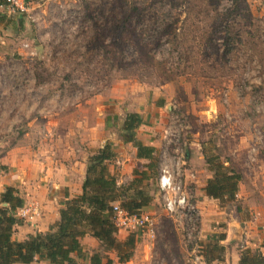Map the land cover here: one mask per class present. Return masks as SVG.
<instances>
[{"label":"rangeland","instance_id":"1","mask_svg":"<svg viewBox=\"0 0 264 264\" xmlns=\"http://www.w3.org/2000/svg\"><path fill=\"white\" fill-rule=\"evenodd\" d=\"M25 7L4 6L10 23L0 24V180L43 177L71 150L86 172L89 157L111 143L117 161L107 167L129 183L147 164L122 139L126 115L137 112V135L157 145L156 174L143 187L158 210L147 211L156 237L135 234L134 264L222 258L232 251L213 248L222 234L233 236L236 251L246 249L255 216L242 200L208 201L207 229L202 234L200 217L189 238L166 214L157 178L167 148L174 168L179 159L195 173L187 187L198 200V180L211 171L204 152L229 157L237 170L242 155L264 154V0H34ZM146 242L156 244L149 256Z\"/></svg>","mask_w":264,"mask_h":264},{"label":"trees","instance_id":"2","mask_svg":"<svg viewBox=\"0 0 264 264\" xmlns=\"http://www.w3.org/2000/svg\"><path fill=\"white\" fill-rule=\"evenodd\" d=\"M4 6H7L6 0H0V24H9L10 16L4 11ZM142 123L141 114L128 113L123 122L122 139L133 144L138 158L147 160L145 168L136 170L135 178L129 183L120 184L117 175L107 167V162L113 160L116 153L111 143H106L89 157L82 193L63 202L60 220L47 232L31 234L24 240L13 238L16 225L22 222L15 212L23 204V198L16 188L7 187L1 194V202L7 206L0 207V264H32L36 259H45L54 264H83L73 254L77 252L79 258L87 257L80 242L87 234L97 238L102 246V250L89 255L91 264H122L129 261L136 247L135 234L129 233L125 240L118 238L112 210L113 204L120 202L130 212L147 211L154 199L143 184L149 179L151 171L156 174V148L138 137L137 129ZM204 154L213 173L204 187L205 194L221 203L236 200L241 172L227 156ZM225 237V234L220 235L213 248L224 250L219 241ZM109 251H116L118 261L109 255ZM204 258L207 263L216 259L207 255ZM240 264H264V255L260 249L246 248L240 254Z\"/></svg>","mask_w":264,"mask_h":264},{"label":"crops","instance_id":"3","mask_svg":"<svg viewBox=\"0 0 264 264\" xmlns=\"http://www.w3.org/2000/svg\"><path fill=\"white\" fill-rule=\"evenodd\" d=\"M138 137L145 144L154 146L157 149L156 143L154 141L148 140L149 138L147 135L142 136L138 133ZM113 150L117 154V150L114 148ZM236 152H238V148L234 150L237 159V156H239L240 154H236ZM69 153V161H67V158H65L66 154H58L56 157L59 159L56 160L55 158V161L52 164L50 163L48 165L49 167L47 166L46 174L45 176L43 175V177L26 174L20 176L18 174L17 178H14L13 180H0V207L7 206V204L1 202V194L7 187L11 186L16 188L19 196L23 198V203L28 200L34 199L39 202L42 211L41 216L38 217L35 222L22 220L21 223L17 224L13 234L14 239L24 240L31 234H36L38 232H47L51 230L52 226H54L60 220V211L63 208V202L82 193V185L86 177V161L77 158L78 156L73 152V150H71ZM245 155L248 156L250 162L248 161V158L244 160L243 155L240 158L241 161L237 160V166H239L238 170L240 169L239 171L242 174V179L239 183V190L237 193L236 201L238 199L242 200L241 202H243L247 211H249L251 215L255 216V219H252V221L250 222L252 223V228L247 231V234L249 235L251 240L249 239L247 241L248 245L245 246V248H250L252 250L260 249L264 255V154H261L262 156L260 155L259 158H257V154L253 155L252 153H247ZM200 157H202V161H204V157ZM114 159H116L115 161H117V156H115ZM139 159L146 160L141 158ZM188 159L192 160V157L188 156ZM77 170L80 173L82 172V174L79 175L78 180L75 179V173ZM109 170L112 173H115L114 170L117 172V169H114L113 164H110ZM126 175V178L128 179L132 177L131 172H127ZM212 175V171H209L207 172V177L205 180H198L199 199L196 200V202L201 211V222L203 224L202 234L207 229L206 226L208 224L210 215L209 211L211 207H209L208 201L217 202L216 199L209 198L204 191L206 182L209 178L212 177ZM156 202L157 198H154L150 206L147 207V211L156 213L158 208L152 207L156 205ZM218 213H222V211H219ZM123 231L125 232L126 230L118 229V232L120 233L118 234V238L120 240H125L129 235L128 231H126L125 233ZM148 237L149 239H154L156 235L155 237H151L148 235ZM232 239H234L233 236L226 235L225 239L219 241V244L221 246L231 245L232 251L230 252V254L224 255L225 258H217L214 261L220 262L219 264H240V254L242 250H235V245H233L232 242H228ZM80 242L82 245V251L83 253H86L87 257L79 258L77 252L73 254V257L79 263L91 264L89 255H91L94 251L102 250L100 241L94 236L87 234L80 239ZM155 245L154 243L146 242L148 256L149 251L152 250ZM108 253L112 258L118 261L116 251H109ZM135 262L136 260L131 258L129 261H127V263L122 264H134ZM32 264L54 263H51L50 261L45 259H36Z\"/></svg>","mask_w":264,"mask_h":264},{"label":"built area","instance_id":"4","mask_svg":"<svg viewBox=\"0 0 264 264\" xmlns=\"http://www.w3.org/2000/svg\"><path fill=\"white\" fill-rule=\"evenodd\" d=\"M6 3L12 10L17 9L22 12L26 10L24 0H6ZM161 153L162 159L159 163L157 182L164 210L167 215L174 218L189 238H193L199 227L201 211L187 183L196 179L195 173L186 170L185 161L179 159L174 168L166 159L167 148L161 150ZM112 212L114 224L118 229L134 234L142 231L155 237V219L150 212H130L120 202L113 204ZM15 213L16 217L21 220L35 222L41 216L42 211L39 202L31 199L18 207ZM196 258H201L203 264H219L218 262L207 263L203 255Z\"/></svg>","mask_w":264,"mask_h":264}]
</instances>
